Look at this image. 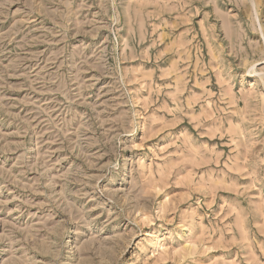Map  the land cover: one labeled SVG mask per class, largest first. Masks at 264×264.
I'll list each match as a JSON object with an SVG mask.
<instances>
[{
  "label": "clouds",
  "instance_id": "obj_1",
  "mask_svg": "<svg viewBox=\"0 0 264 264\" xmlns=\"http://www.w3.org/2000/svg\"><path fill=\"white\" fill-rule=\"evenodd\" d=\"M78 2L87 7V0H25V7L59 19L58 34L70 37L66 29L80 14ZM109 3L111 15L103 14L115 29L121 14L117 0ZM128 7L152 28L143 31L155 63L132 79L149 99L133 95L129 74L112 65L118 95L87 105L103 133L99 158L83 135L88 120L75 140L64 137L73 158L66 163L88 171L91 160L96 174L81 181L79 196L49 201L51 217L31 213L44 206L31 199L0 197V264H226L208 253L232 247L237 236L246 264H264V0H129ZM78 43L70 40L69 48ZM201 46L209 55L194 62ZM69 64L66 71L78 77L87 60ZM0 141V151L24 147L22 140ZM27 170L19 160L13 167L0 164V189L14 184L41 195L40 186L18 179ZM26 213L29 219L21 221ZM209 216L215 220L206 224ZM177 249L186 255H173Z\"/></svg>",
  "mask_w": 264,
  "mask_h": 264
},
{
  "label": "rangeland",
  "instance_id": "obj_2",
  "mask_svg": "<svg viewBox=\"0 0 264 264\" xmlns=\"http://www.w3.org/2000/svg\"><path fill=\"white\" fill-rule=\"evenodd\" d=\"M128 5L129 0H117L115 7L121 14V22L113 29L108 25V17L103 14L107 10L111 15L109 0H87V7L78 2L81 11L78 17L70 18L66 29L72 33L69 37L58 34L59 19H44L31 13L25 7V0H0V37H7L0 39V61L3 62L0 64V136H6L9 142L22 140L24 145L16 151H0V164L13 167L18 160L24 162L28 170L22 171L18 179L28 185L40 186L42 192L36 195L15 188L14 184H7L0 189V197L11 200L13 195H19L21 199H31L35 204L44 205L33 207L31 213L51 217L52 209L48 202L55 201L58 194L80 195L81 181L96 174L92 170L95 166L93 161L88 160V171L81 168L73 171L72 166L66 163L73 158L67 151L64 137L67 135L75 140L76 130L82 127V121L88 120L90 129L83 135L87 138L88 152L99 158L103 133L95 128L93 114L87 105L110 101L118 95L112 90V65L119 64L120 69L129 74L127 87L133 95L149 99L148 92L140 89L132 79L141 71L147 75L155 63L149 58L155 56V50L148 49L150 41L143 31L147 27L151 32L152 28ZM225 29L230 31L227 22ZM70 40H79V43L69 48ZM208 55L209 48L201 46L194 51L192 59L197 62L199 57L206 59ZM81 59L87 60V64L78 77L66 71L71 67L69 60ZM10 60L14 64L5 70L3 65L9 64ZM94 60L105 71L98 72ZM87 65H92L91 71L86 70ZM166 67L176 69L174 58L168 60ZM188 71H192V67ZM73 80L78 83L74 84ZM3 143L0 141V144ZM222 150L227 151V148ZM61 177L70 178V182L62 183ZM4 183L0 181V184ZM106 190L109 195L115 194L111 188ZM253 194L258 193L254 190ZM227 195L224 194L225 198ZM67 203L71 204V200ZM216 203L223 207V200L217 199ZM81 204L92 206L88 200H82ZM13 206L14 203L10 205ZM20 219L24 221L29 216L26 213ZM214 220V216H209L205 223ZM239 239V236L235 237L230 248L222 247L209 252L208 257L220 258L226 264H246V253L239 246ZM173 255L183 257L186 252L177 249ZM208 257L203 260L206 262ZM163 258H167V249Z\"/></svg>",
  "mask_w": 264,
  "mask_h": 264
}]
</instances>
